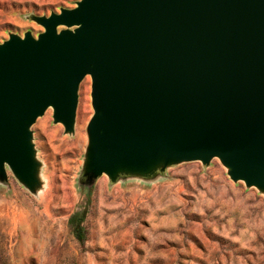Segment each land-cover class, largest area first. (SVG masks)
Here are the masks:
<instances>
[{
  "label": "water",
  "instance_id": "obj_1",
  "mask_svg": "<svg viewBox=\"0 0 264 264\" xmlns=\"http://www.w3.org/2000/svg\"><path fill=\"white\" fill-rule=\"evenodd\" d=\"M34 19L44 31L0 43V181L39 188L31 126L53 107L72 133L90 75L88 182L219 157L264 191V0H78Z\"/></svg>",
  "mask_w": 264,
  "mask_h": 264
},
{
  "label": "rangeland",
  "instance_id": "obj_2",
  "mask_svg": "<svg viewBox=\"0 0 264 264\" xmlns=\"http://www.w3.org/2000/svg\"><path fill=\"white\" fill-rule=\"evenodd\" d=\"M77 1L0 0V43L12 33L37 36L44 26L34 16ZM91 92L86 75L72 133L53 107L32 124L36 191L10 168L0 181V264H264V191L234 181L219 157L84 179Z\"/></svg>",
  "mask_w": 264,
  "mask_h": 264
},
{
  "label": "trees",
  "instance_id": "obj_3",
  "mask_svg": "<svg viewBox=\"0 0 264 264\" xmlns=\"http://www.w3.org/2000/svg\"><path fill=\"white\" fill-rule=\"evenodd\" d=\"M80 220L75 224V231L77 232V235L79 236V238L83 239L84 236L82 235V233L80 232Z\"/></svg>",
  "mask_w": 264,
  "mask_h": 264
},
{
  "label": "bare ground",
  "instance_id": "obj_4",
  "mask_svg": "<svg viewBox=\"0 0 264 264\" xmlns=\"http://www.w3.org/2000/svg\"><path fill=\"white\" fill-rule=\"evenodd\" d=\"M78 108V107H77ZM82 108V107H81ZM85 112V111H84ZM78 113V112H77ZM77 116V115H76ZM81 116V115H80ZM84 116V115H83ZM85 118H86V116H85ZM83 121V120H82ZM82 135V134H81ZM83 136V135H82ZM84 137V136H83ZM79 143H81V142H79ZM75 144V143H74ZM70 146H73V144L72 145H70Z\"/></svg>",
  "mask_w": 264,
  "mask_h": 264
}]
</instances>
